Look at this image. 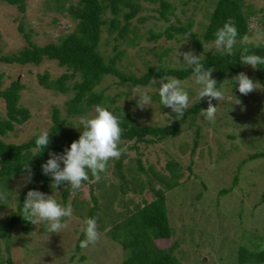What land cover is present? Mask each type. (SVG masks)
I'll return each mask as SVG.
<instances>
[{
	"label": "rangeland",
	"instance_id": "rangeland-1",
	"mask_svg": "<svg viewBox=\"0 0 264 264\" xmlns=\"http://www.w3.org/2000/svg\"><path fill=\"white\" fill-rule=\"evenodd\" d=\"M77 1L26 0V9L22 12L17 6L0 0V55L16 53L27 44L18 29L20 23L30 33L32 42L38 45L57 42L60 36L73 31L76 21L67 9ZM167 1L171 9L168 18L162 19L157 10L160 8L158 0H138L140 10L131 19L130 31L124 38H118L117 32H110L109 24H104L99 50L105 59L114 55L117 49L121 50L122 56L117 64L119 68L126 73L140 75L149 66H184L180 53L186 51L200 57L205 52H218L214 40L205 42L202 39L216 0ZM242 1L244 9L248 7L252 12L248 36L254 41L264 40V0ZM109 17L111 13L107 10L103 18ZM119 19H122L121 14ZM188 22L192 23L191 29L202 42L201 50L181 34H175L172 38L162 35L149 39L150 31L161 32L170 25ZM64 71H67L65 67L46 58L38 65L0 62L1 89L18 80L23 85L19 104L30 111V118L7 131L3 136L4 141L20 143L34 133L48 131L53 107L58 108L66 127L77 130L81 116L94 115V104L86 107L87 110L81 114L67 112V101L75 92L71 86L80 79L78 75L67 80L69 89L65 92L46 89L38 84L37 74L47 73L49 80H53ZM240 72L246 73L258 88L248 95L236 94L231 89L233 76L229 75L220 86L224 100L213 101V105L217 106L214 121L207 120L200 111L182 124L177 135L157 143H138L137 148H128L121 165L125 177L124 191L114 166L117 159L110 160L98 182L89 179L74 194L70 191L67 205L71 204L73 212L71 218H65L68 223L66 229L59 234H50L47 230H41L46 223H40L33 224L30 231L24 233L20 225H16L10 231L7 243L0 237V264H8V255L12 257L13 264H121L126 251L114 236L117 232L122 234V226L113 227L136 206H142L154 197L147 182L151 175L148 169L153 166L169 174L166 160L177 161L179 168L177 183L165 192L172 237L164 243L170 245L177 242L174 253L181 261L190 264H238L240 247L253 252L264 249V199H261L264 192V156L248 159L249 154L264 152V100L262 86L254 69L244 65ZM179 80L188 92L189 106L199 100L197 92L200 86L194 83L192 75ZM159 87V83L129 86L120 82L118 77L105 75L96 88L110 98L98 105L108 110L119 106L136 116L141 125L170 124L176 119L175 113L160 103ZM134 88L148 91L150 107L140 109L137 106L138 97H132ZM237 99L240 104L235 103ZM4 117V101L0 98V118ZM129 144H125L124 148ZM137 158L146 171L139 168ZM235 176L237 181L234 184ZM7 180L0 188V191L7 193V200L2 201L4 205L0 206V220L16 210L17 195L30 178L28 174H22ZM169 180L175 182L172 176ZM67 186L64 184L55 188L51 181L47 191H39L53 195L62 205L63 189ZM157 187L163 186L156 183L154 188ZM223 189L228 192L222 194ZM91 194L97 199L94 217L100 238L95 244L76 252V238L93 204ZM108 231L111 232L108 234ZM254 264H264V261Z\"/></svg>",
	"mask_w": 264,
	"mask_h": 264
},
{
	"label": "trees",
	"instance_id": "trees-1",
	"mask_svg": "<svg viewBox=\"0 0 264 264\" xmlns=\"http://www.w3.org/2000/svg\"><path fill=\"white\" fill-rule=\"evenodd\" d=\"M1 1L17 6L22 12L26 9V0ZM158 1L160 4V8L157 9L159 17L167 19L171 4L167 0ZM67 10L72 19L76 21L73 31L60 36L57 42L51 41L44 45H38L32 42L30 33L25 31L23 23H20L18 29L23 33L27 44L16 53L0 55V62L38 65L45 58L55 60L59 66L65 67L67 71H64L53 80H49L47 73L37 74V81L38 84L46 89L60 92L68 90L67 80L78 75L80 79L72 83L71 86L75 91L74 95L67 101L68 114H81L93 104L98 105L101 102L109 100L110 97L105 95L102 90L96 88L105 75L118 77L120 82L128 83L129 86H146L151 84L152 79H161L162 77L169 76L176 79H185L192 75L191 69L186 70L184 66H149L148 70L140 75L131 72L126 73L117 65L118 60L121 59L122 51L118 50L116 46H114L117 49L116 53L108 56L107 59L101 54L99 43L102 26L108 23L110 32L116 31L118 38L126 37L130 31L131 19L140 10L138 0H78L77 3L70 4ZM107 10L111 13L109 19L103 18V14ZM251 13L248 7L247 10L244 9L242 0H216L214 9L210 13L209 22L202 35V39L205 42L215 40L217 29L222 27L224 22L229 18L235 22L239 33L237 36V40L239 41L234 47L233 55L222 56L219 52H205L201 57V62L205 67L213 69L211 75L217 82L216 87L218 90H220V86L225 78L229 77V75L235 76L244 67V64L240 63V49L242 47L240 41L245 35H250L249 16ZM120 14L122 15V19H119ZM121 20H123V23H121ZM191 27V22L170 25L161 32L150 31L149 39H157L162 35L172 38L175 34H181L187 37L196 48L201 50L202 42ZM248 47L252 52L264 56V44L259 48L252 44L248 45ZM254 74L262 86L264 100V65H258V68L254 69ZM1 84L2 74H0V98L4 101L5 117L0 118V183L2 182L0 188H3L4 182L8 181L7 179L27 174L23 171L25 164L28 163L31 168L30 180L17 195L16 210L0 220V237L7 243L9 233L16 225L19 224L24 233H28L33 225L22 217V208L26 194L30 189H40L45 192L48 190V184L52 181L50 176L42 173L41 165L47 161L50 152L62 153L65 148L70 147L74 140H78L82 129L77 130L66 127L58 108L53 107L51 114L52 123L48 130L50 143L42 151L35 146V140L39 133L32 134L28 140L20 143L4 141L3 136L7 131L13 130L15 124H21L30 118V111L19 104L20 90L23 85L18 80L12 81L9 86L3 89H1ZM207 107L208 102L206 98L200 101L197 100L188 107L182 118L179 120L175 119L166 125H141L136 116L122 110L119 106L113 107L110 111L117 117L122 128L119 146L123 149L125 144L130 143L125 147L128 149L130 147L137 148L138 143H157L166 137L177 135L181 131L182 124L189 117L195 116ZM126 155L127 153L123 152L114 161L117 174L121 179L120 185L123 191L125 189V177L121 171V165ZM260 156H264V152L257 151L249 154L248 159ZM137 161L139 168L146 171L140 163L139 158H137ZM61 166L63 167L62 163ZM166 167L169 170V174H164L153 166L149 167L148 172L151 175L148 177L147 182L154 197L142 206H136L135 210H131L132 212L129 215H126L120 223L113 227L114 229L122 226V234L117 232L114 236L126 251L121 264H190L181 261L174 253L177 247L176 241L170 245H166V242L164 243V241H168L172 237V227L169 224L166 210L165 192L177 183L179 163L177 161L166 160ZM171 176L175 180L174 183L169 180ZM89 179H94L90 172ZM236 181L237 176L233 179V183L235 184ZM156 183L163 187L155 189ZM7 190L10 191V189ZM70 191L71 189L68 186L63 189V206H67ZM221 192L225 194L228 190L223 189ZM261 199H264V192L261 195ZM91 200L93 204L88 209L87 219L95 218L94 215L97 211V199L92 194ZM1 205H4V202L1 201ZM81 229L74 244L76 252L81 248L80 241L85 238ZM41 230L46 231V227L43 225ZM109 232L111 231H108V234ZM8 249V245L6 244L7 252ZM6 260L8 264H13L10 255L7 256ZM237 261L238 264L263 262L264 249L259 252H253L240 247L237 253Z\"/></svg>",
	"mask_w": 264,
	"mask_h": 264
},
{
	"label": "clouds",
	"instance_id": "clouds-1",
	"mask_svg": "<svg viewBox=\"0 0 264 264\" xmlns=\"http://www.w3.org/2000/svg\"><path fill=\"white\" fill-rule=\"evenodd\" d=\"M238 35L235 22L229 18L215 33L216 51L222 56L233 55ZM240 43L242 45L240 63L249 65L253 69L258 68V65H264V56L252 52L248 47L252 44L259 48L264 44V40L254 41L245 35ZM180 55L183 56L185 69H191L194 83L200 86L197 92L199 101L207 99L208 107L202 109V116L209 121H214L217 106L213 105L212 101L215 99L221 102L224 100V95L216 87L217 82L211 75L213 69L206 68L201 62L200 55L192 51H186ZM232 82L241 95H248L258 88L257 83L244 72L233 76ZM157 83L160 84L158 88L160 103L170 108L179 120L189 107L188 92L182 86L181 81L176 78L162 77L160 80H151V84L156 85ZM132 91V97H138L137 106L140 109L150 107L151 97L147 90L134 88ZM235 103L240 104L241 102L237 99ZM78 125L77 128L82 129L79 139L74 140L70 147L65 148L62 153L50 152L47 161L41 165L42 173L52 178V187L57 188L67 184L73 194L81 189L84 181L89 180V172L98 182L101 179V173L106 172L109 161L118 159L127 150L119 146L122 133L120 122L107 108L96 105L94 115L81 116ZM49 143V132L41 131L35 140L36 148L42 151ZM23 171L30 178L31 168L28 163L23 166ZM6 200L7 193L0 191V201ZM72 212L71 204L62 206L53 195L30 189L23 202L22 217L34 225L46 223V230L50 234H59L68 227L64 218H71ZM81 231L85 235V239L80 241L81 248L95 244L100 238L95 218H88Z\"/></svg>",
	"mask_w": 264,
	"mask_h": 264
},
{
	"label": "water",
	"instance_id": "water-1",
	"mask_svg": "<svg viewBox=\"0 0 264 264\" xmlns=\"http://www.w3.org/2000/svg\"><path fill=\"white\" fill-rule=\"evenodd\" d=\"M231 89L233 90L234 93H238L237 88L235 87V85L233 84V82L231 83Z\"/></svg>",
	"mask_w": 264,
	"mask_h": 264
}]
</instances>
